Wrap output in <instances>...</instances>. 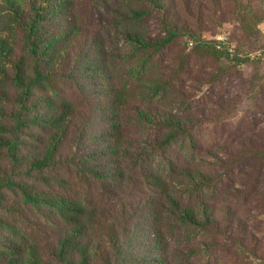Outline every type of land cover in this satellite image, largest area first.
<instances>
[{
  "label": "trees",
  "instance_id": "16d2710c",
  "mask_svg": "<svg viewBox=\"0 0 264 264\" xmlns=\"http://www.w3.org/2000/svg\"><path fill=\"white\" fill-rule=\"evenodd\" d=\"M263 6L0 0V264H209L215 239L264 264L245 223L215 202L230 172L255 159L238 192L258 193L264 212V144L197 163L203 120L187 112L202 88L223 109L209 93L249 63L251 95L264 93V61L243 57L258 48L245 43ZM223 14L243 36L218 50L203 34Z\"/></svg>",
  "mask_w": 264,
  "mask_h": 264
},
{
  "label": "rangeland",
  "instance_id": "374dc122",
  "mask_svg": "<svg viewBox=\"0 0 264 264\" xmlns=\"http://www.w3.org/2000/svg\"><path fill=\"white\" fill-rule=\"evenodd\" d=\"M262 11L264 16V6ZM209 26V30L203 34L207 41L234 40L236 44L242 39L243 32L238 22L229 14H223L220 25L210 24ZM259 29V33H255L245 43L249 47H258L251 51L264 49V22ZM183 42L182 39L180 44ZM253 64L255 63L242 67V76L239 75L231 83L230 81L225 82L219 89L209 93L210 100L221 99L223 101V109L217 110L219 108L216 105H210L211 102L203 98L204 88L201 92L195 93V98L191 101L192 105L187 109V112L192 113L195 118L194 121L203 120L193 132L196 144L199 146L195 162L203 163L204 156H208L207 152L221 154L220 148L235 150L242 143L252 147L264 144V93L257 99L256 95H251V86L255 84L252 81L255 77ZM258 70L260 74L264 72V62H260ZM238 98L240 101L230 114V99L234 101ZM214 114L219 117L217 121L212 119ZM255 161V159H248L238 169L230 172L229 182L227 181V184L221 187L215 202L218 206L228 207L237 219L245 223L248 228L246 238L252 232L256 240L254 247H251L252 253L264 258V212L259 213L262 209H258V204L254 201V198L260 195L248 193L244 196L238 192L245 190L244 186L248 184V175L251 174ZM256 188L264 192V173L258 178ZM201 239L199 238L197 243L203 248L199 242H206L207 239L203 238L204 241ZM181 240L182 237L178 235L173 239L174 245H178ZM215 240L217 245L214 246V254L209 264H263L254 259L251 253L239 251L233 245L224 248L225 244L220 239ZM208 241L213 242V239ZM196 264L204 263L199 261Z\"/></svg>",
  "mask_w": 264,
  "mask_h": 264
},
{
  "label": "built area",
  "instance_id": "2783aa9c",
  "mask_svg": "<svg viewBox=\"0 0 264 264\" xmlns=\"http://www.w3.org/2000/svg\"><path fill=\"white\" fill-rule=\"evenodd\" d=\"M224 39L217 40L216 48L219 50L223 45ZM191 45V43H189ZM232 52V49H230ZM243 57L248 60H262L264 61V49H259L255 51H248L243 54Z\"/></svg>",
  "mask_w": 264,
  "mask_h": 264
}]
</instances>
